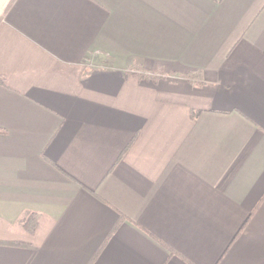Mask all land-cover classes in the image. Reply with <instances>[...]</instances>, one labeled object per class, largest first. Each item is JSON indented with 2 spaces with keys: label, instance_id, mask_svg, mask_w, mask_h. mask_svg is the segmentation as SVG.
Returning a JSON list of instances; mask_svg holds the SVG:
<instances>
[{
  "label": "crops",
  "instance_id": "crops-1",
  "mask_svg": "<svg viewBox=\"0 0 264 264\" xmlns=\"http://www.w3.org/2000/svg\"><path fill=\"white\" fill-rule=\"evenodd\" d=\"M0 264H264V0H0Z\"/></svg>",
  "mask_w": 264,
  "mask_h": 264
},
{
  "label": "trees",
  "instance_id": "trees-1",
  "mask_svg": "<svg viewBox=\"0 0 264 264\" xmlns=\"http://www.w3.org/2000/svg\"><path fill=\"white\" fill-rule=\"evenodd\" d=\"M0 83H2V79H0Z\"/></svg>",
  "mask_w": 264,
  "mask_h": 264
}]
</instances>
